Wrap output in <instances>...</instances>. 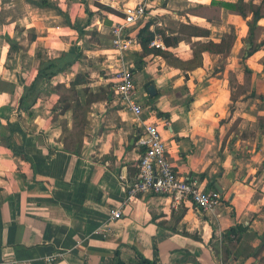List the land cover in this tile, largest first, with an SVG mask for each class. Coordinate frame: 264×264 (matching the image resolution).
<instances>
[{"label":"crops","instance_id":"0c3cea01","mask_svg":"<svg viewBox=\"0 0 264 264\" xmlns=\"http://www.w3.org/2000/svg\"><path fill=\"white\" fill-rule=\"evenodd\" d=\"M37 1L25 0V4L34 12L55 11L64 20L57 29L73 35L65 43L58 42L64 43L62 47L51 41L43 43L58 51H70L76 44L82 53H101L103 68L90 73V85L95 91L110 86L112 92L92 104L82 150L77 154L64 148V128L53 117L57 111L41 107L45 98L49 102L56 94L52 87L69 83L77 70L47 86L41 83L43 92L28 111L9 106L14 88H0V264H112L117 252L126 261L142 255L159 264H195L194 257L200 264H264V247L260 249L264 234V46L258 45L250 56L245 54V60L238 50L234 56L253 15L245 18L212 5V0H184L188 7H216L227 24L241 28L224 52L204 51L202 66L192 70L171 65L160 54L140 56V43L129 54L138 99L153 109L143 119L159 123L175 170L222 195L221 204L206 212L190 201L175 206L169 196L155 193L126 200L127 184L137 176L143 151L137 143L141 127L112 88L109 68L113 71L119 62L111 55L112 44L107 43H111L112 22L121 9L139 0H52L73 22L85 25L81 38L57 8L39 6ZM179 1L151 0L140 27L153 20L151 29L161 30L178 43L167 46L160 32L154 41L186 60L193 56L194 42L220 41L229 32L227 26L219 28L200 11L176 8ZM25 16L34 21L31 13ZM164 16L173 23H167ZM14 22L18 24L11 16L0 14L2 60L8 58L9 50L3 26ZM18 25L12 37L23 45L19 50L24 58L36 47L40 30L34 22ZM181 25L206 29L209 35L183 37ZM256 27L264 35V16ZM26 31H32L31 37ZM92 33L98 35L96 40H88ZM246 66L252 71L250 88L237 93L231 82L236 78L244 84ZM35 74L34 65L31 76L24 80L30 82ZM46 88L53 90L51 95ZM59 98L56 94L53 106ZM60 115L67 117L66 126L71 129L72 111ZM10 132L12 136L6 139ZM120 206L123 217L111 219L110 210ZM237 224L246 230L239 241L231 243L232 254L226 259L224 233ZM59 252L63 254L60 258L47 259Z\"/></svg>","mask_w":264,"mask_h":264},{"label":"trees","instance_id":"16d2710c","mask_svg":"<svg viewBox=\"0 0 264 264\" xmlns=\"http://www.w3.org/2000/svg\"><path fill=\"white\" fill-rule=\"evenodd\" d=\"M39 6H51L57 8L59 12L66 17L68 25L75 29L78 32V38L82 37L85 29V25L79 26L76 22L71 20V17L68 13L63 11L60 7H58L52 0H40L34 2ZM212 5H217L220 7H224L228 9L230 12L238 13L243 17H247L249 14L253 15L251 21H248L249 26V39L252 43V48L249 50L248 56L252 55L256 50L257 46H254V30L257 26L258 21L264 16L263 6L264 0H262L261 4L254 3L253 0L245 1V0H237L233 1H223V0H212ZM88 10L89 16L92 15V12ZM144 22V21H143ZM142 22V23H143ZM142 23L136 28V30L142 25ZM153 20H148L145 24L139 28L137 32L138 41L142 47V51L139 53L140 56H145L149 53H155L162 55L168 63L174 65L176 67H180L186 70H192L196 67L202 66L203 64V52L209 51L211 53H221L224 52L227 46V34L223 36L220 41H215L212 39H208L207 41H196L193 44V56L189 59H181L176 56L170 50L164 49L162 47H157L152 45V42L156 39L157 33H161L164 43L167 46L176 45L178 40L176 38H169L159 29H151V25ZM185 26V25H184ZM189 26V25H188ZM193 29L191 33L192 36H208L209 31L206 29L198 28L196 26L190 25ZM7 35V34H6ZM5 35V37H6ZM230 35V34H228ZM234 36V35H233ZM35 37V35H34ZM234 38V37H233ZM250 43V44H251ZM23 45L20 43V40L17 39L16 36L10 37L9 39V50H8V58L12 56V53L19 51L22 49ZM39 59L36 66V74L30 82H26L25 80L15 84L14 89L10 94L9 106L15 108V111L24 110L28 111L34 107V105L38 102L40 94L42 90H40L41 83H44L46 86L54 82L55 77L59 74L65 73L68 69H71L74 64L80 62V55L78 51V47L75 44L74 48L70 51L64 52L58 58H43L41 53H39ZM243 59H246V56H243ZM251 70L246 67V73L251 74ZM91 77L88 71L78 70L75 76L69 82V88L73 91L72 96H64L60 97L56 104L53 106L52 110L57 111L59 114H64L66 111H72V120L73 126L72 128L81 129L80 138L76 140H68L69 137L64 138V148L67 151L74 153H81L83 146V136L85 133V128L88 125V113L91 109L92 104L95 101L103 99L106 94H110L112 90L109 87H99L98 91H95L93 87L90 85ZM58 85L65 86V83L59 82ZM10 127V123H8ZM72 128L66 127L65 129L69 132ZM12 136V132L7 135L8 139ZM82 136V137H81ZM10 139V138H9ZM8 147H11L9 142L7 143ZM246 230V228L242 225H235L230 227L224 233V240L228 242L226 249H224L226 259L231 257V243H236L239 241L240 235ZM262 245L260 247H264V234L261 236ZM112 264H159L158 261L151 260L142 255H137L136 258L132 260H123L120 258L119 252L116 253V257L113 260ZM195 264H200L196 257L193 258ZM87 264V263H86ZM180 264V263H179Z\"/></svg>","mask_w":264,"mask_h":264},{"label":"built area","instance_id":"2783aa9c","mask_svg":"<svg viewBox=\"0 0 264 264\" xmlns=\"http://www.w3.org/2000/svg\"><path fill=\"white\" fill-rule=\"evenodd\" d=\"M150 1L139 0L124 6L111 26V44L118 53L116 61L119 62L113 66L112 88L124 105L135 114L141 127L137 143L143 147L137 164V176L127 184L126 200L129 202L140 194L155 193L169 196L175 206L190 201L203 211L213 212L221 204V193L216 189H207L197 178L179 175L168 157V148L159 123L146 122L143 119V115L152 113L153 109L138 99L136 78L129 54L139 44L134 31L145 20ZM154 44L161 46L158 41H154ZM123 213L122 206L112 208L110 217L119 219L123 217ZM62 255L60 252L51 254L47 259L54 261ZM9 264L15 262L11 261ZM222 264L231 263L227 261Z\"/></svg>","mask_w":264,"mask_h":264},{"label":"rangeland","instance_id":"374dc122","mask_svg":"<svg viewBox=\"0 0 264 264\" xmlns=\"http://www.w3.org/2000/svg\"><path fill=\"white\" fill-rule=\"evenodd\" d=\"M0 2H1L0 9L2 10L0 11V14H4L5 16L9 15V17L11 16L13 19H16L18 21V24H21V25L32 24L34 22L37 26L36 28L40 30L37 45L36 47L32 48L31 53H27L25 57L23 58L22 57L23 52L19 50L15 53H12V56L10 58L5 57L4 60L0 59V88L7 91V90H12L14 88V85H15L14 81L16 79L18 80V82H20L24 80V76H27V77L31 76L34 65L37 66L38 62L40 61L39 53H41L43 58H58L64 52H66L65 50L62 51V49L58 51L54 47L51 48L49 45H46L43 42L51 41L52 44H54V46L62 47L64 46V43L69 39V37L71 38L73 35L72 33H69V31L66 29L63 31H59L57 29L59 27V24L62 23V21L64 20L61 17H59L57 14H55V11L53 10L43 9L41 12H34L33 8H31L30 5L25 4V0H0ZM261 2L262 0H257L256 4H261ZM177 3L178 5L176 4V8L178 7L181 8V6L182 8L188 7V3L186 4L184 0H181ZM188 8L204 13L207 16V18L210 21H212L214 24H216L219 28H223V26L225 27L227 26L226 32H229L228 34H230V35L228 34L226 35L228 44L229 42L232 41L233 34L234 33L238 34V30L241 29L240 27L238 28L237 25H233L232 23L227 24L226 16H224L219 11V9H217L216 7L203 8L201 6L195 5V6H189ZM263 11H264V6H263ZM26 12H29L32 14V17H34V21H32L31 18H27L26 16L24 17ZM38 17H40V20L38 19ZM164 18H167V23L169 24L173 23V21L172 23L170 22L167 16H164ZM162 20L164 21L163 18ZM18 24L14 22L7 27L3 26L2 32L7 33L6 37L4 38L7 43H9L10 37L13 36L12 34L13 33L16 34L14 32L16 25L18 29L20 28V25ZM0 30H1V27H0ZM247 30H248V33L247 32L245 33L246 34L245 37L242 36L240 42L237 43L234 56H236V51L238 50L239 57L241 56L243 58L245 54L248 55L249 50L252 48V43L250 42V39H249V27ZM180 31L184 33L182 35L183 37L186 36L188 38L189 33L192 32L193 29L190 27V25L189 26L181 25ZM26 33L29 37H31L32 31H26ZM254 33H255L254 38H253L254 46L255 47L258 45L264 46V35H260V30L257 27H255ZM22 35L23 34L22 33L20 34L19 32V37H22ZM58 35L61 37L60 39L57 38ZM89 38L90 39L88 40H96L98 38V35L96 33H92ZM59 41H64L63 45L62 44L59 45L58 44ZM107 44H111V43L109 42ZM240 44H241V47H239ZM110 49H111V55L113 56V59H117L118 53L114 50L112 46ZM99 54L100 55H98L97 52L95 53H91V52L84 53L83 52L82 53V51L81 52L79 51L81 63L80 64L76 63L78 64L77 68L71 67V69H68L65 73L59 74V77L56 80L66 79L67 74H70L71 72H75L76 70L77 71L78 70L88 71L91 74L98 73L103 68V64H104L103 62L105 58L102 56L101 53ZM20 59H22L21 64L18 63ZM261 59H264V56L261 57ZM13 67H16V68L13 69ZM109 69L111 70V68ZM110 70H109L110 72L109 76L113 77L114 71H110ZM245 72H246V68H245ZM11 80H14V81L12 82ZM111 82L113 83V81ZM65 84H66L65 86L57 85L56 87H52V89L55 91L57 90L55 93L57 95H60V97L72 96L73 91L70 90L69 83H65ZM250 84H251V81H250L249 73H246L244 84H239L236 78H233L231 82V86L234 88V90L237 93L246 92L250 88ZM50 89L51 88L46 90L47 92H49L48 93L49 95H51V92H53V90L50 92ZM56 94L52 95L53 97H51L52 99L49 102H46V100L49 98H45V102H43L45 104L42 105L41 107H44V106L45 108L51 107V110H52V106H53L52 103L54 102L56 98ZM53 117L56 119V124L61 125L64 128L62 137L64 138L66 136L69 137L68 139L69 141L72 139L76 140L80 138L81 129L72 128L70 132L65 129L67 127L66 126L67 119H65L67 118L66 116L56 113L55 115H53Z\"/></svg>","mask_w":264,"mask_h":264},{"label":"water","instance_id":"95a60500","mask_svg":"<svg viewBox=\"0 0 264 264\" xmlns=\"http://www.w3.org/2000/svg\"><path fill=\"white\" fill-rule=\"evenodd\" d=\"M216 187H217V188H220L219 184H216Z\"/></svg>","mask_w":264,"mask_h":264}]
</instances>
